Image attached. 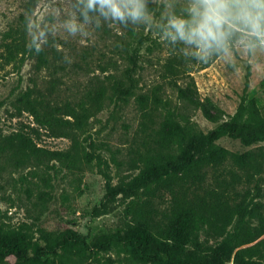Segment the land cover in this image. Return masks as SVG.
Instances as JSON below:
<instances>
[{"label": "rangeland", "instance_id": "obj_1", "mask_svg": "<svg viewBox=\"0 0 264 264\" xmlns=\"http://www.w3.org/2000/svg\"><path fill=\"white\" fill-rule=\"evenodd\" d=\"M252 1L225 0L221 41L209 43L182 37L173 27L185 22V33L191 31L196 0H0V220L10 227L28 226L30 253L65 230L92 243L107 232L129 229L130 198L112 197L108 187L136 173L129 159L132 148L140 145L138 95L157 92L159 117L168 108L181 125L206 132L217 122L183 101L175 82L184 85L191 76L196 96L210 97L226 118L247 81L246 108L264 120V41L246 8ZM260 2L264 24V0ZM19 35L29 51L4 62L3 43ZM129 75L136 84L125 95ZM27 88L52 103L82 100L90 105L84 128L56 136L38 126L15 106V98ZM18 131L30 135L36 148L21 149ZM216 142L239 154L264 145H243L228 136ZM53 151L67 154L55 156ZM256 182L255 190L250 184V197L254 195L261 213L253 211L249 222L259 235L249 244L256 245L255 257L264 263V172ZM227 236L203 228L181 251L200 261L216 251L234 264L233 252L221 245ZM58 258L54 256L55 264H78ZM95 264L150 263L137 261L118 243L101 251Z\"/></svg>", "mask_w": 264, "mask_h": 264}, {"label": "trees", "instance_id": "obj_2", "mask_svg": "<svg viewBox=\"0 0 264 264\" xmlns=\"http://www.w3.org/2000/svg\"><path fill=\"white\" fill-rule=\"evenodd\" d=\"M246 8L256 19L255 28L264 41L260 0H253ZM226 16L227 20L231 18ZM220 29L221 26L217 38L209 43L221 41ZM3 44L6 63L29 51L23 35ZM39 59L45 60L40 55ZM129 81L122 91L125 95L132 94L136 84L132 75ZM175 85L183 101L199 107L207 119L217 124L206 132L194 131L175 121L168 108L159 117L157 92L137 96L140 145L132 148L129 159V166L136 173L121 177L117 184L108 187L112 197L121 194L130 198L133 219L129 229L124 234L120 230L107 232L92 243L75 231L65 230L53 243L40 245L30 253L32 233L28 226L10 227L0 220V264H55L54 256L69 257L78 264H95L101 251L118 243L143 263L229 264L216 251L205 261L182 253L186 241H195L203 228L220 236L228 235L221 245L233 252L234 264H264L255 257L256 245L249 244L259 235L249 222L253 211L261 213L254 195L250 197V184L253 182L255 190L257 177L264 172V145L239 154L216 142L223 136L243 145L264 142V120L255 119L245 105L247 81L235 111L226 118L210 97L196 96L191 76L184 85ZM34 93L32 88L22 91L15 98V106L31 115L38 126L56 136H69L71 131L84 128L90 105L82 100L56 104ZM15 136L21 149L36 148L30 135L18 131ZM10 140L13 141L12 136ZM52 153L59 156L67 151ZM159 201L165 203L163 209L157 207Z\"/></svg>", "mask_w": 264, "mask_h": 264}, {"label": "clouds", "instance_id": "obj_3", "mask_svg": "<svg viewBox=\"0 0 264 264\" xmlns=\"http://www.w3.org/2000/svg\"><path fill=\"white\" fill-rule=\"evenodd\" d=\"M102 2H107V0H102ZM196 5L198 7L192 8L194 26L191 31L185 33V22L175 23L173 27L182 37L189 40L202 42L215 40L225 20V0H196ZM113 10L118 14V10ZM242 14L249 15L246 9H242Z\"/></svg>", "mask_w": 264, "mask_h": 264}]
</instances>
